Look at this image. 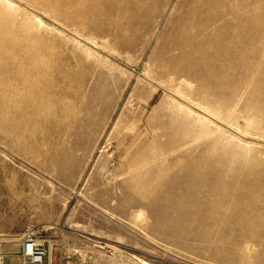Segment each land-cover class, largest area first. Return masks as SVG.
Returning <instances> with one entry per match:
<instances>
[{
    "label": "rangeland",
    "instance_id": "374dc122",
    "mask_svg": "<svg viewBox=\"0 0 264 264\" xmlns=\"http://www.w3.org/2000/svg\"><path fill=\"white\" fill-rule=\"evenodd\" d=\"M22 1L46 15V25L59 20L96 49L90 57L52 28L36 29L33 16L20 11L52 68L31 89L39 100L19 103L0 87L7 95L0 90L2 250L15 253L18 243L2 241L32 230L50 241L47 264H152L158 257L262 264L247 263L238 249L249 240L264 255V0H224L238 18L235 42L221 21L210 52L174 64L169 49L200 26L191 20L180 27L178 18L193 8L186 0ZM213 8L221 10V2ZM198 41L195 35L191 43ZM144 77L248 139L219 131ZM172 185L184 186L176 193L187 199H232L230 214L250 226L236 227L232 246L159 228L149 209L171 197Z\"/></svg>",
    "mask_w": 264,
    "mask_h": 264
},
{
    "label": "bare ground",
    "instance_id": "6f19581e",
    "mask_svg": "<svg viewBox=\"0 0 264 264\" xmlns=\"http://www.w3.org/2000/svg\"><path fill=\"white\" fill-rule=\"evenodd\" d=\"M75 2L77 3V0ZM220 2H221L222 9L221 10L218 9V11H215L213 7L216 4H219ZM43 3H45V0L43 1ZM99 3L101 4V2ZM190 4H193V8L192 9L190 8L191 10L186 15L180 16L177 21L178 23H183L180 26L181 28L185 27L184 22L187 23V22H190L191 20L195 22H199L200 26H197V29L191 32L192 34L189 36V38L183 39V40L181 39V41L178 42L175 48L169 49L168 58H169V62L172 64H174L178 60L190 58L191 55L202 53L204 52V49H206L204 53L210 52V49L208 48L207 45L211 44L214 40L217 39V38L214 39V37H212L210 34L212 33V31L218 28L217 26L219 25L218 24L219 22L222 21L225 23L224 27L228 30L230 34L234 32V30H236L238 27L237 25L238 18L235 17L234 11L229 10L227 8L224 0L223 1L222 0H186L184 2V5H190ZM53 6H57V5H53ZM98 7H101V6H98ZM20 11L25 12V14H30L31 16H33L36 22V26H35L36 29L38 27L52 28L57 33L69 38L78 47L84 48L85 51L87 52V55L90 57L94 56L93 55L95 54L94 49L96 48L95 46H93L91 42L85 40L81 35H79L78 32L70 31L65 26L59 24L58 23L60 22L59 20H57L58 22L51 20L54 23V25H57L55 27L54 26L51 27V25L50 26L46 25V23L41 18L43 14L37 11L31 5H28L27 3L23 2L22 0H0V87L1 88L3 87V90L5 89L4 87L9 88L11 91L12 99L16 101L20 99V101L22 100L23 102H25L23 99H30V100L37 99V96L33 94V91L31 89L33 87H38L39 85H41V81L44 79L42 77H44L47 74V71H49L52 67L48 64V62L44 60L43 54L41 53V51H39L40 49L39 50L36 49L39 38L37 36L31 35V32H29L30 26L25 20H20L19 18L21 16ZM86 11H88V9ZM79 13H82V12H79ZM77 15L78 14H76V16ZM43 16L47 18L46 15H43ZM64 20L65 19H63V21ZM92 20H94V17ZM94 22H96V20H94ZM83 25H84V22H83ZM224 32L226 33V31ZM220 33L223 34L222 31H220ZM195 35L199 36V41L193 44L191 43V40L195 37ZM229 36H230V40H229ZM229 36L227 37V39L230 42L231 41L235 42V40L237 39L236 33H232ZM186 41H189V43L187 44ZM216 41L218 42V40ZM174 52H177V56H178L177 58L174 57V54H175ZM212 52L213 51H211V53ZM238 60H240V58H238ZM187 69L189 73L190 68H187ZM171 76L173 77L172 74ZM144 78L150 81L149 83H152V85H155V87L159 89L162 88L167 94L179 100V104L181 107L186 108L190 112H194V113L197 112L196 114H198V116H200V118L203 119L205 122L216 125L219 131H225V130L230 131L232 138L238 139L240 141H242L243 139H248L246 132H243L240 129H234L230 127L227 124V122L225 123L215 113L209 111L208 109L203 108L201 105H199V103H194L187 96H184L183 94L176 93V92H169V90H167L161 85L156 84L149 78H146V77ZM173 81H175L174 77L170 80V83H172ZM186 85L191 88V85L189 83H186ZM39 91L41 92V90ZM4 95L7 97L5 93ZM1 98H3L4 100V97H1ZM258 142L264 143V140H258ZM172 187H173V190L170 192V196L173 197L171 199L172 201L170 200L171 197L163 196L161 199L158 198L162 203H164L161 207L152 206L149 209L150 216L157 220V223L156 222L155 223L156 225H158L159 228L169 230L170 233H172L173 235H181L184 237L190 236L193 238V240H199V239L200 241L211 240L210 243H215V244L222 243L225 246H232V245H236L237 243V240L235 238L231 239L230 237L231 235H233L234 232H237L235 230L236 227L237 226L239 227L240 226H245V227L250 226L248 221L242 216L241 217L238 216L235 218L230 214L232 199L231 200L225 199L224 198L225 196L223 195H221L220 197H216V200H214L213 198L212 200L211 196H205L204 198L187 199L183 197L182 195L179 196V194L176 193V189L178 188L182 189L184 186L178 185L174 187L172 185ZM213 187H215V185H213ZM151 196L153 195L151 194ZM218 199L222 200L223 202H221ZM143 216H144V212L142 210L139 211L138 217L140 218ZM225 234L226 235L230 234L229 238L228 237L223 238V235ZM219 237L221 239H218ZM18 242H19V239H11V240L2 241L3 244L18 243ZM220 252L225 253L223 250L222 251L220 250ZM238 252H240L242 259L245 260L247 263H252L255 260H257V261H260L262 264H264V255L262 257L257 256V246L251 244L249 240H246L242 243V245L238 249Z\"/></svg>",
    "mask_w": 264,
    "mask_h": 264
},
{
    "label": "built area",
    "instance_id": "2783aa9c",
    "mask_svg": "<svg viewBox=\"0 0 264 264\" xmlns=\"http://www.w3.org/2000/svg\"><path fill=\"white\" fill-rule=\"evenodd\" d=\"M50 241L32 230L24 232L18 242V250L15 253H3L0 244V264H7L8 258H15L19 264H47L50 257ZM148 264V263H144ZM152 264H196L184 258L158 257Z\"/></svg>",
    "mask_w": 264,
    "mask_h": 264
},
{
    "label": "crops",
    "instance_id": "0c3cea01",
    "mask_svg": "<svg viewBox=\"0 0 264 264\" xmlns=\"http://www.w3.org/2000/svg\"><path fill=\"white\" fill-rule=\"evenodd\" d=\"M5 247V246H4ZM4 247L2 249H4ZM18 247V245H17ZM18 249V248H17ZM3 253H6L4 252V250H2ZM7 264H19L18 260H16L15 258H10V259H7Z\"/></svg>",
    "mask_w": 264,
    "mask_h": 264
}]
</instances>
